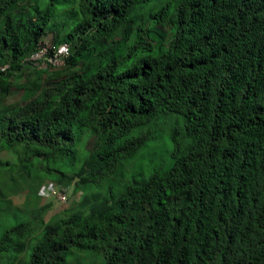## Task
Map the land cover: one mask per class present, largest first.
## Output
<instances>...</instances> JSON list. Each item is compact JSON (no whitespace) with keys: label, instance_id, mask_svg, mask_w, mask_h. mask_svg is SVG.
Returning <instances> with one entry per match:
<instances>
[{"label":"trees","instance_id":"16d2710c","mask_svg":"<svg viewBox=\"0 0 264 264\" xmlns=\"http://www.w3.org/2000/svg\"><path fill=\"white\" fill-rule=\"evenodd\" d=\"M6 65L0 264H264V0H0ZM166 113L172 154L127 179ZM36 163L86 190L49 221L8 199Z\"/></svg>","mask_w":264,"mask_h":264},{"label":"rangeland","instance_id":"374dc122","mask_svg":"<svg viewBox=\"0 0 264 264\" xmlns=\"http://www.w3.org/2000/svg\"><path fill=\"white\" fill-rule=\"evenodd\" d=\"M65 8H62V12L57 20L61 21L65 14ZM45 41L50 42L51 33L47 35L44 39ZM83 59L79 60V64L91 63L90 60L87 61V57H82ZM94 59H91L93 61ZM182 123V117L174 113H166L160 116V118L152 124H148L140 129L137 132H145L150 130L152 133V140L146 147L145 151L140 153V155L127 166L126 174L127 179L132 177L139 176H148L154 168L160 167L163 161L168 160L170 154L173 152V140L171 138L172 132L178 125ZM0 156L4 159H10L16 161L15 154L11 152L0 153ZM39 164L36 163L32 166L34 176L39 174L38 178H35L37 183L48 184L54 183L59 187H65L64 185L59 184L57 181L51 179V177L46 176L45 170L43 168H38ZM39 170L40 172H38ZM33 177V176H32ZM140 178V177H139ZM25 182H32V179H27L24 181V184H29ZM25 189L17 193L16 195L9 194L8 199L12 201V210L11 212L23 213L28 211L29 218L35 216L37 219H43L44 221H49L52 216L61 212L63 209H66L83 199L86 194V190L83 187H78L75 182L69 186H66L68 193V200L61 201L57 196L52 197H41L34 192L28 190L29 186H23ZM40 192V191H39ZM41 195V194H40ZM50 207H47L49 206ZM3 227H0V233L3 231ZM36 233H39V230H36Z\"/></svg>","mask_w":264,"mask_h":264},{"label":"built area","instance_id":"2783aa9c","mask_svg":"<svg viewBox=\"0 0 264 264\" xmlns=\"http://www.w3.org/2000/svg\"><path fill=\"white\" fill-rule=\"evenodd\" d=\"M70 55V46L65 43L58 48L52 49L48 41H42L39 44L38 50L33 53L28 60L40 69H48L52 66L59 67L66 63ZM9 66H0L1 70H6ZM40 194L43 197L57 196L61 201L68 200L66 187H59L57 184L48 183L41 187Z\"/></svg>","mask_w":264,"mask_h":264},{"label":"clouds","instance_id":"9594fccd","mask_svg":"<svg viewBox=\"0 0 264 264\" xmlns=\"http://www.w3.org/2000/svg\"><path fill=\"white\" fill-rule=\"evenodd\" d=\"M45 41V40H44Z\"/></svg>","mask_w":264,"mask_h":264}]
</instances>
